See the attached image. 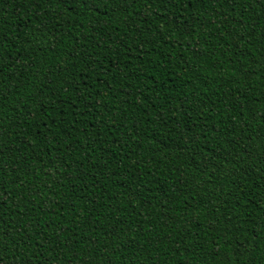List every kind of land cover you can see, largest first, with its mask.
<instances>
[{"label": "trees", "instance_id": "trees-1", "mask_svg": "<svg viewBox=\"0 0 264 264\" xmlns=\"http://www.w3.org/2000/svg\"><path fill=\"white\" fill-rule=\"evenodd\" d=\"M0 264H264V0H0Z\"/></svg>", "mask_w": 264, "mask_h": 264}]
</instances>
